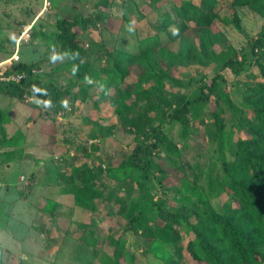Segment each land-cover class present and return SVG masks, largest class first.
Wrapping results in <instances>:
<instances>
[{"label": "rangeland", "instance_id": "374dc122", "mask_svg": "<svg viewBox=\"0 0 264 264\" xmlns=\"http://www.w3.org/2000/svg\"><path fill=\"white\" fill-rule=\"evenodd\" d=\"M97 1L52 0L47 6L45 0H0V26L8 22L0 27V60L9 58L17 49L16 41L21 40L20 62L36 63L32 71L36 77L63 83L70 61L56 39H45L36 24L28 32L24 29L38 15L46 20L47 32L51 33L57 30L58 17L83 14L85 20L73 28L74 38L86 48L85 60H92L97 68L108 67L105 60L94 58L96 53L103 55L102 46L138 53V34L146 38L168 17L166 3L158 8L147 0H111L110 7L105 8L106 20L100 21L95 16ZM226 2L215 21V29L224 36L212 45L217 57L201 67H175L173 73L182 85L167 80L163 89L150 82L143 88L158 94H162L161 89L194 96L202 79L210 80L220 71L223 87L238 103L242 96L238 94L237 77L220 64L230 54L251 57L250 42L264 27V15L251 6ZM235 14L239 28L232 21ZM174 28L171 25L160 34L163 44L176 51L180 37L168 42ZM137 70L135 67L130 72L127 82L138 80ZM103 80L108 83V76ZM117 84L123 86L122 82ZM114 91L113 86L103 88L102 83L87 80L83 87H75L63 97L57 111L33 96H0L3 123L13 139L12 146L1 149L16 150L14 161L0 164V264H115L117 257L120 264H160L156 255L165 254V246L151 242L144 230L133 232L128 213L119 211L125 191L121 187L125 180L123 164L135 145L137 128L126 127L134 114L122 113L123 108L113 102ZM205 107L200 118L191 117L186 127L181 122L166 125V136L152 148L150 157L170 175L160 181V171L155 170L147 188L154 200L166 206L177 203L164 186H179L184 176L194 181L197 171L210 165L214 156L215 143L207 132L213 128V118L209 105ZM222 110L228 130L232 112L225 105ZM93 130L101 132V137H92ZM133 192L132 199L137 198ZM117 238L122 244H117ZM187 258L189 264H206Z\"/></svg>", "mask_w": 264, "mask_h": 264}, {"label": "trees", "instance_id": "16d2710c", "mask_svg": "<svg viewBox=\"0 0 264 264\" xmlns=\"http://www.w3.org/2000/svg\"><path fill=\"white\" fill-rule=\"evenodd\" d=\"M147 1L158 8L169 4L164 6L168 17L146 38L138 34V53L104 45L103 55L96 53L94 58L105 60L108 67L97 68L92 60H85L87 50L74 38L73 28L85 17L80 12L67 14L56 19L55 32L49 35L39 32L45 39L55 38L62 54L68 57L70 65L64 82L36 77L32 72L36 63L19 62L12 71L26 72V78L20 82L1 81L0 95L33 96L57 111L63 97L75 87H83L87 80L98 81L103 88L113 86V102L123 108V114H134L126 127L137 128L135 145L123 164L125 180L121 187L125 191L119 207L120 214L128 213L129 228L135 233L144 230L151 242L165 246L166 253L156 255L160 264H189L187 257L206 264H264V27L250 42L251 57L230 54L220 64V68L228 67L237 77L238 94L242 96L238 103L223 87L224 76L220 71L210 80L202 79L194 96L161 89L162 94H158L151 88H143L150 82L163 89L167 80L182 85L173 73L175 67L183 64L201 67L211 57H217L212 45L224 36L215 29V21L220 19L226 1L233 6H251L264 15V0ZM110 5L111 0L95 3L98 20H106L105 8ZM232 21L240 27L237 14ZM171 25L176 31L168 36V42L180 37L176 51L163 44L160 34V30ZM135 67L138 80L129 83L126 79ZM105 75L108 83L103 82ZM83 94L91 98L87 92ZM207 105L213 118V128L207 132L215 143L214 156L210 165L197 171L194 181L184 176L179 186H164L177 203L166 206L154 200L147 188L155 170L160 171V181L170 175L150 157L152 148L159 146L166 136V125L181 122L186 127L191 117L200 118ZM223 105L233 116L228 130ZM91 135L101 137V132L93 130ZM12 141L0 110V164L16 159V150L1 149L12 146ZM133 191L137 198L132 199ZM116 242L123 241L117 238ZM115 264H120L118 257Z\"/></svg>", "mask_w": 264, "mask_h": 264}, {"label": "built area", "instance_id": "2783aa9c", "mask_svg": "<svg viewBox=\"0 0 264 264\" xmlns=\"http://www.w3.org/2000/svg\"><path fill=\"white\" fill-rule=\"evenodd\" d=\"M46 5L48 6L51 3V0H45ZM46 6V7H47ZM20 60V55L18 52V49L12 54L11 57L3 60L0 62V82L1 81H16L20 82L22 79L26 78L27 73L26 72H14L12 71L13 66L15 65V62H18ZM11 71L10 73H8ZM34 71V69H33ZM29 99H32V97L28 96Z\"/></svg>", "mask_w": 264, "mask_h": 264}, {"label": "crops", "instance_id": "0c3cea01", "mask_svg": "<svg viewBox=\"0 0 264 264\" xmlns=\"http://www.w3.org/2000/svg\"><path fill=\"white\" fill-rule=\"evenodd\" d=\"M9 12V11H8ZM2 14V12L0 11V15ZM3 15H5V13L3 14ZM13 15H16L15 13L13 14ZM1 17L2 16H0V22H3V20L1 19ZM42 16H37L36 18L37 19H35L32 23H29L28 25H27V27L25 26L24 27V29H26V32H28L27 30L29 29V28H31L34 24H36L37 26H38V29L40 30L41 29V31H43V32H45L46 34H48L49 32H47V25H48V23L46 22V20H41L42 18H41ZM41 18V19H40ZM4 19V18H3ZM42 23V24H41ZM7 24H8V22H5V23H1V26H7ZM0 26V27H1ZM20 30H21V28H20ZM51 33H53V32H51ZM51 33H49V34H51ZM48 34V35H49ZM21 40H18V41H16V43H17V49H18V52H19V46L21 45V42H20ZM35 42H36V40H35ZM16 49V50H17ZM12 56V55H11ZM10 56V57H11ZM7 59V58H6ZM3 60H5V59H1L0 60V62L1 61H3ZM20 62V60L18 61V62H15V63H19ZM1 97H3V95H0ZM32 239L33 240H35L36 238H35V236L34 235H32Z\"/></svg>", "mask_w": 264, "mask_h": 264}]
</instances>
